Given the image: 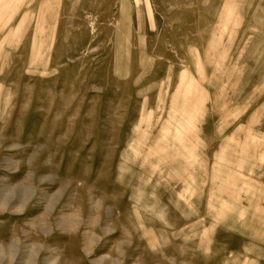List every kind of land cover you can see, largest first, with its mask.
I'll use <instances>...</instances> for the list:
<instances>
[{"label": "rangeland", "instance_id": "374dc122", "mask_svg": "<svg viewBox=\"0 0 264 264\" xmlns=\"http://www.w3.org/2000/svg\"><path fill=\"white\" fill-rule=\"evenodd\" d=\"M3 2L0 264H264V0Z\"/></svg>", "mask_w": 264, "mask_h": 264}, {"label": "bare ground", "instance_id": "6f19581e", "mask_svg": "<svg viewBox=\"0 0 264 264\" xmlns=\"http://www.w3.org/2000/svg\"><path fill=\"white\" fill-rule=\"evenodd\" d=\"M4 0H0V3H5V2H3ZM1 5V4H0ZM177 90V89H176ZM188 91V90H187ZM176 96L174 95V98H175ZM181 98V97H180ZM193 98L192 97H190V96H183L182 98H181V104L182 105H184L185 103L187 104L188 102H190L191 100H192ZM180 100V99H179ZM194 100V99H193ZM184 107H186L185 105H184ZM171 117V116H170ZM176 120V119H175ZM174 120V121H175ZM187 126V125H186ZM191 126H192V124H191ZM188 127V126H187ZM180 129H183L182 127L180 128ZM181 131V130H180ZM180 131H177V133H175L176 134V136H175V140H177V142L181 145V144H183V138L185 137H181V134H180ZM158 132V131H157ZM182 132V131H181ZM186 132V131H185ZM193 132V131H192ZM161 133V132H160ZM174 135V134H173ZM198 135V134H197ZM196 135V136H197ZM161 136H162V134H161ZM161 138V137H160ZM187 140H189V139H187ZM162 143H163V141H162ZM167 144V143H166ZM160 145V144H159ZM158 145V146H159ZM184 146V145H183ZM161 148V147H160ZM243 150V149H242ZM245 150V149H244ZM247 152V151H246ZM241 153V152H240ZM175 156V155H174ZM185 156V155H184ZM183 166V165H182Z\"/></svg>", "mask_w": 264, "mask_h": 264}]
</instances>
